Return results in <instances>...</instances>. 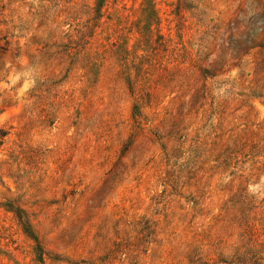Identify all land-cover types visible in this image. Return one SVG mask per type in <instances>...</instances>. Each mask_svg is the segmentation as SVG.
I'll return each instance as SVG.
<instances>
[{"label": "rangeland", "instance_id": "1", "mask_svg": "<svg viewBox=\"0 0 264 264\" xmlns=\"http://www.w3.org/2000/svg\"><path fill=\"white\" fill-rule=\"evenodd\" d=\"M97 2L0 0V264H264V0Z\"/></svg>", "mask_w": 264, "mask_h": 264}, {"label": "trees", "instance_id": "2", "mask_svg": "<svg viewBox=\"0 0 264 264\" xmlns=\"http://www.w3.org/2000/svg\"><path fill=\"white\" fill-rule=\"evenodd\" d=\"M103 1L104 0H98L97 5L99 6V8L103 5ZM136 114V113H135ZM6 131H2L0 130V144L2 143V137L5 136ZM21 217V216H20ZM23 222V220H22ZM24 225H25V230L27 232V234L34 240L35 245H36V250L38 252V259L40 261L43 260V254H44V250L42 248V245L40 243V240L38 239V237L34 234L33 230L30 227V224L27 221H24ZM254 264H263L261 262H259L258 259L254 260Z\"/></svg>", "mask_w": 264, "mask_h": 264}]
</instances>
